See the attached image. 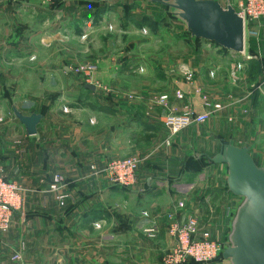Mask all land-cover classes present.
Segmentation results:
<instances>
[{"label": "crops", "instance_id": "1", "mask_svg": "<svg viewBox=\"0 0 264 264\" xmlns=\"http://www.w3.org/2000/svg\"><path fill=\"white\" fill-rule=\"evenodd\" d=\"M218 1L223 4L222 0ZM44 3L42 6L34 0H0V21L22 20L20 17L25 12L32 17L43 10L44 17L41 19L44 27L57 26L58 29L55 32L46 29L40 38L52 52L59 51L68 58L51 61L50 67L60 65L67 71L68 63L79 59L78 53L66 50L64 43L69 46L67 43L74 39L77 41L78 35H92L105 28L106 17H95V0H52ZM88 10L90 12L87 13ZM95 21L98 23L96 26ZM99 21L102 22L100 25ZM35 29L31 26L32 34L28 36H35ZM0 31L3 35L5 29L0 28ZM248 34L252 36L253 44H247L246 40V52L254 55L253 58L247 60L242 55L236 56L239 62L244 63V75L253 63L264 65V44H257L252 32L247 31L246 36ZM172 35L187 41L188 63L184 67L195 68L197 73L203 60L195 62L192 52L196 43L203 45L207 49L204 52L211 56L224 51L217 45V49L212 50L211 45L214 44L210 42L201 44L185 29L179 35L173 32ZM224 53L223 57L229 55L232 59L236 58L229 52ZM118 56L98 58L101 66L95 79L98 83L103 84L108 70L118 69V72L110 74L111 80L114 78V84H117L119 73L138 68L131 63L130 66H122ZM222 61L220 58L212 60L191 82L181 78L179 72L176 76L167 75V91L172 92L167 106L159 102L148 104L151 95L147 92L134 94L136 96L131 102L119 94H101L96 87L85 94L79 90L77 82L52 100L43 96L41 104L39 102L37 110L33 111L43 115L37 134L28 135L23 124L24 128L18 130L22 141L28 138L26 157L23 155L16 162L3 163L6 177L17 181L25 189V198L20 211L23 214L17 212L11 229L0 235V264H157L175 244L167 234L165 214L180 199L184 200L187 212L198 217L200 227L209 230L223 243L228 242L232 222L228 210L235 209L237 197L228 190L227 166L213 164L209 157L217 154L222 142L228 140L237 146H247L255 162L264 167L262 142L254 141L259 134L257 125L247 120L241 122L245 115L239 113L236 123L229 129L225 123L219 122L220 129L203 127L199 133L190 124L167 145L168 132L163 124L165 112L170 110L182 114L192 106L196 113H204L206 108L200 102L202 95L213 101L211 103L225 98L229 91L225 90L226 84L221 81L226 71ZM165 64L163 69L170 67L168 62ZM138 69L145 70L143 66ZM211 69L217 71L214 76L209 75ZM107 84L111 89L110 83ZM228 84H231L229 80ZM86 85L84 89H87ZM177 90L185 94V102L177 100L174 95ZM216 91H220L219 94ZM207 110L212 111V107H207ZM212 114L223 120L221 112ZM243 128L247 129L243 132ZM252 131H255L252 140L246 142V135ZM197 144L200 149L195 152ZM197 153L198 156L194 157ZM131 155L141 158L136 185L130 188L111 186L112 189L107 190L100 188L108 186V183L91 166L102 168L112 158ZM55 173L62 174L68 184L70 197L63 207L48 192ZM116 201L122 202L125 209L110 205ZM145 212L148 215H144ZM99 220L111 230H95L92 222ZM148 221L158 225L155 237H149L144 230ZM20 243L25 245L21 263L10 259L13 249H21ZM208 264L230 262L219 258Z\"/></svg>", "mask_w": 264, "mask_h": 264}, {"label": "rangeland", "instance_id": "2", "mask_svg": "<svg viewBox=\"0 0 264 264\" xmlns=\"http://www.w3.org/2000/svg\"><path fill=\"white\" fill-rule=\"evenodd\" d=\"M34 1L36 4L42 5L45 4L44 2H50L52 0ZM228 1L233 7L237 6V0ZM222 2L224 6L227 5L226 0H222ZM88 12H90V10H88L87 13ZM94 12L95 17L105 15V28L98 29V31L92 35H78L77 37L79 39L77 41L74 39L67 43L69 46H66V43H64L63 46H65V49L77 52V58L79 59L77 61L75 60L74 63H68L70 66H68L69 70L67 71L60 65L50 67L51 61L61 58L63 60H68V58L64 57L59 51L52 52L44 45V39L40 38L46 29L48 32L52 31V29L53 32H55L58 29L57 26L44 27L43 19H41L44 17L43 10L36 12L32 17L25 12L24 16L20 17L23 21H13L12 19H8L9 21H0V28L5 29L3 35L2 31H0V165L3 166V168L4 162L12 161L13 163L18 161L19 158H23V155H25V157L27 155L26 140L28 138L22 141L21 134L18 130L24 128V125L22 126L15 116L13 108L16 107L23 113H32L34 110H37L36 107L41 99H43V96H46L47 100H52L57 94L62 95V93H65L69 86L76 82L81 92L85 94L89 93L90 90L84 89V85L90 84L89 81L94 77L86 76L83 73H77L75 68L79 65L89 63L97 64L98 69L94 73V79H96L97 72L101 67L98 58L104 57V59H112L116 55H119L118 58L121 59L120 63L122 62V66H128L130 63L135 65V68L136 66L138 68L143 66L145 70H139L138 68L133 70L131 68L127 73H119L120 80L117 84H114V78L113 81L111 80L112 76L110 74L115 71L118 72V69L114 68L105 72L106 75L104 76V81H102V86L107 88L99 89L101 94H119L120 97H123L129 102L136 96L134 94L147 92L151 95L148 104L153 102L157 103L159 95L167 91V75L176 76L177 72H179L181 78L185 79V77H187L182 68L188 63L187 56L189 54V49H187V41L176 38V34L179 35L181 31H184V29L186 30V27L174 16L172 8L149 0H95L93 13ZM29 18H32V20H29ZM101 23L102 22H100L99 25ZM94 25H98L97 21L94 22ZM31 26L37 28L33 31L35 36H28L32 34V31H30ZM86 29L89 28L86 27ZM172 32L176 37L173 35L171 36ZM262 34L264 37V19ZM71 36L73 37V34H71ZM187 36L189 37V34ZM199 40L201 44H203L202 42H208L203 39ZM246 40L247 44H253L252 36L249 34L246 36ZM260 43L264 44V38L263 40L261 39ZM215 46V44L211 45V47H213L212 50L217 49V46ZM205 50L207 49H204V46L199 43H196L194 46V51L192 53L195 55V62L198 59H202L203 61H201L202 64L198 72L199 74L195 68H191V72H194L193 79L196 80V78L201 75L206 65H209L212 60L220 58V60H223V66H225L223 70H226L225 76L222 77L221 81L226 84L225 90L229 91V93L220 101L225 105V108L219 111L224 116L223 120H220L216 114H212L206 122L191 125L194 126V129L199 133L203 130V127L212 129L217 128L215 130L220 129L219 122L225 123L229 129L232 124L234 126V123H236L239 113L243 109H248L246 113L244 111L242 112L245 118L241 119V122L247 120L248 122L250 121V124L257 125L259 134L254 138V141L260 140L262 142L261 147H263L262 151L264 153V95H261L259 91L253 88L252 95L245 97L247 94L246 91L251 89L253 85H258L263 82L264 65H261V63H253L252 66L247 68L248 73L246 75H244L243 70H240L242 79L233 86L228 84L230 77H227L226 73L227 70H229V75L231 69L229 67L233 68L239 62V59L237 57L232 59L229 55H224L223 57V54H226L224 53L225 51L218 52V55L212 54L211 56L210 54H206V52H204ZM226 58L227 60H225ZM165 62H168L170 65L167 69H163V66L166 65ZM176 67L178 68L175 71ZM166 71L170 73L166 74ZM63 75L66 76V78L62 77ZM95 83H97V80H95ZM107 83H110L111 92H108L110 88ZM219 92L220 91H216L215 93L219 94ZM201 93L203 92L200 91L199 94ZM164 94L169 96V101L172 94L171 90ZM202 97L203 95L201 96L200 102L201 105L204 106ZM231 115L234 116L233 122L227 120V117ZM214 123L217 125L214 126ZM243 129L244 132L247 128ZM220 134L222 135V132ZM223 134L225 133L223 132ZM254 134L255 131L248 133L245 137L246 142H250L252 140L251 136ZM217 137L220 138V136ZM198 149H200L199 144H197L195 152H198ZM197 156L198 153L194 157ZM107 185L108 186L104 185L100 188L106 190L112 189L109 184ZM95 189H97L96 186ZM241 200L242 199L239 197L236 198V207ZM121 204L123 203L116 201L110 205L114 208L122 209L124 206ZM236 207L233 211V215ZM93 228L100 232L111 230L108 229L105 224L101 228H95L94 226ZM22 261L23 260H20L19 262L21 263ZM157 264H161V260H159Z\"/></svg>", "mask_w": 264, "mask_h": 264}, {"label": "built area", "instance_id": "3", "mask_svg": "<svg viewBox=\"0 0 264 264\" xmlns=\"http://www.w3.org/2000/svg\"><path fill=\"white\" fill-rule=\"evenodd\" d=\"M235 9L244 19L245 31L252 32L255 42L257 44L260 43L264 19V0H238ZM228 52L230 53V51ZM238 55L234 54L235 57ZM242 56L248 60L253 58L254 55L247 54L245 51V54ZM243 64L242 62H238L233 68L231 67L229 72V81L231 84L234 85L242 79L240 70H243ZM182 68L187 75V77L184 76L185 79L191 82L194 78V72H191V69L188 67ZM97 69V64L89 63L77 66L75 71L77 73H83L86 76L94 77ZM216 72L215 69H211L209 75L214 76ZM89 83L98 89L107 88L98 82L95 83L94 78ZM253 88L259 91L261 95H264V80L258 85H253L251 89L246 91L247 94L245 97L252 95ZM108 92H111V89ZM175 96L181 102H185L186 100L185 94L180 90L175 92ZM168 99L169 96L163 94L160 96L158 102L162 106H167ZM202 100L206 111L201 114L196 113L192 106L191 108H187L182 114L175 110L165 112L163 124L168 132L166 138L167 145L171 144L173 137L182 129L192 123L202 124L208 120L213 112H219L225 108V105L220 101L211 103L212 101L206 95H203ZM207 107H212V111H208ZM247 110L243 109L240 113L243 114V111L246 113ZM64 111L67 112L68 109L65 108ZM227 120L233 122L234 116H228ZM140 164L141 158L138 155H131L123 158H112L102 168L92 165L91 169L95 170L97 174H102L110 186L130 188L137 183V172ZM67 186L68 184L64 176L60 173L53 174L48 185V192L54 196L56 202L61 206H65L67 199L70 197ZM24 192L25 189L17 181L6 177L4 168L0 165V235L6 234L11 229L16 213L20 212L23 207ZM233 211V209L228 210L230 219H233ZM144 215H148V213L145 212ZM165 219L167 234L174 240L175 244L162 257L161 264H208L220 257L222 258V253L227 242L223 243L214 237L209 230L200 227L198 217L187 212L184 200H177L166 212ZM101 222L102 220L95 221L93 222V226L95 228H101L103 226V222ZM144 230L149 237H155L158 233V225L154 221H148V227H145ZM20 247V250L13 249L11 251V260L15 262L23 260L24 244L20 243Z\"/></svg>", "mask_w": 264, "mask_h": 264}, {"label": "water", "instance_id": "4", "mask_svg": "<svg viewBox=\"0 0 264 264\" xmlns=\"http://www.w3.org/2000/svg\"><path fill=\"white\" fill-rule=\"evenodd\" d=\"M149 1L172 8L192 37L245 54V22L229 2L224 6L218 0ZM86 88L95 90L91 84ZM14 114L28 135L37 134L42 114H23L16 107ZM209 159L213 164L227 165L228 190L242 199L235 210L222 258L230 264H264V167L255 162L247 146L228 141H223L219 152Z\"/></svg>", "mask_w": 264, "mask_h": 264}, {"label": "bare ground", "instance_id": "5", "mask_svg": "<svg viewBox=\"0 0 264 264\" xmlns=\"http://www.w3.org/2000/svg\"><path fill=\"white\" fill-rule=\"evenodd\" d=\"M230 53H231V52H230ZM231 54H232V57H235L234 54H236V53H231Z\"/></svg>", "mask_w": 264, "mask_h": 264}, {"label": "trees", "instance_id": "6", "mask_svg": "<svg viewBox=\"0 0 264 264\" xmlns=\"http://www.w3.org/2000/svg\"><path fill=\"white\" fill-rule=\"evenodd\" d=\"M222 50H224L225 52H228V50H226V49H224V48H222Z\"/></svg>", "mask_w": 264, "mask_h": 264}]
</instances>
